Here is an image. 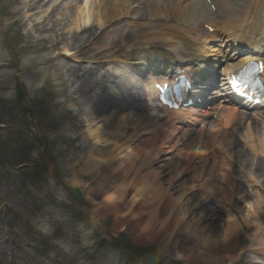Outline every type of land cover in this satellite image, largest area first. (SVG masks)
Listing matches in <instances>:
<instances>
[{
	"label": "rangeland",
	"instance_id": "obj_1",
	"mask_svg": "<svg viewBox=\"0 0 264 264\" xmlns=\"http://www.w3.org/2000/svg\"><path fill=\"white\" fill-rule=\"evenodd\" d=\"M35 1L28 0L31 6ZM95 5L96 0H43L34 8L33 16L27 13L21 18L19 2L0 0V264H142L145 257L149 264H218L215 261L221 259L216 257L213 263H208L210 256L204 250L194 254L191 248L187 258L181 259L171 253L169 247L162 248L157 229L152 232L141 229L146 217L136 213L156 205L152 202L144 206L146 198L141 197L143 193L136 183L133 184L139 177L135 169L127 172L132 187L126 189L123 199H118L111 209L102 206L104 195L99 192L101 180L106 175L95 174L87 182L91 176L83 174L88 163L86 158L93 149L113 148L110 142L106 144L103 133L106 121L90 122L85 117L89 97L84 94L82 84L88 85L96 78V72L93 75L86 67L99 64H91L94 49L90 48H95L93 44L100 39L98 34L103 33L97 30L96 20L94 26L88 24L83 30L87 24L84 15L95 11ZM48 10L58 12L54 31L48 27L52 21L47 19L44 26L40 24ZM75 12L79 17L78 31L72 21ZM137 12L138 17L147 14L140 8ZM144 19L139 18V22ZM121 26L129 31L130 26ZM116 27L111 26L109 33ZM61 33L66 35L67 42L60 41ZM81 37L88 41L80 51H75L71 45L78 44L76 40ZM98 56L108 59L102 54ZM89 93L92 95L93 91ZM125 112L130 113L126 109L120 114ZM145 137H150L148 145L151 146V136L141 138ZM180 147L167 156H171L168 161H162L160 158L166 155H161L152 166L163 175L156 204L160 215L164 214L161 218L173 210L170 216L177 218L179 223L191 224L200 217L202 210L198 207L207 201L209 188L220 186V177L226 174H221L219 166L211 165L212 150L206 139L202 145ZM250 157L257 163V158ZM236 161L232 182L249 191L248 201L264 197L262 178L253 182L245 172L253 175L255 165L252 161L242 164L244 160L239 156ZM179 165L189 169L177 178L172 172ZM121 181L108 183V191ZM216 194L212 200L208 198L213 206L218 203ZM134 196L138 200L132 203ZM179 197L180 205L175 207ZM238 206L246 212L241 198L235 200L233 209ZM180 207L184 218L173 214L174 209L178 212ZM221 216L220 223H216L215 219H209V214L194 227L205 231L212 224V229H219L226 219L225 213ZM174 224L173 219L171 227ZM178 239L180 242L185 237ZM245 244L237 252L243 250L241 257L252 261L255 239ZM144 248L149 252L140 251ZM235 254H228L223 264H238ZM191 256L193 259H188Z\"/></svg>",
	"mask_w": 264,
	"mask_h": 264
},
{
	"label": "bare ground",
	"instance_id": "obj_2",
	"mask_svg": "<svg viewBox=\"0 0 264 264\" xmlns=\"http://www.w3.org/2000/svg\"><path fill=\"white\" fill-rule=\"evenodd\" d=\"M10 1L20 3L18 12L21 13V18H24L27 13H29V17L33 16L34 13L32 12L34 11V8H36L38 4L43 3V0H36L32 7L28 0ZM155 1L156 2L148 4L145 0H96L95 11H89L84 15L87 19V24L83 30L87 29L86 27H88V24L91 26L94 25L95 20L99 24L98 28L101 26L107 28L120 16L130 15L133 12L137 15V8H141V11L144 10L147 13L145 16H151L152 22L148 25H145L144 23V26L142 24L138 29L135 27L133 28L135 30L131 29L128 33L123 34L120 37V43L118 42V38L112 39L110 41L111 44L96 42L93 44V47L95 48H92L91 46V49H94V51H92L94 53L90 58H94V54H102L105 52L106 48L107 54H105V57H109V54H111L113 59H121L125 63L130 64H135L138 61L146 62L152 60L155 65H159L163 64V62H165L164 59L166 58L172 59V55L176 53V55H180L183 58L184 62L187 58V60H190L192 63V66L197 63L201 64V68H203L205 67L203 66V62H211L214 58L217 59L222 57L220 49L218 48L219 45L213 43L215 40L214 35H210L208 32L203 31V33L200 34V40H194L195 37L193 36V33L199 32L202 29L203 25L201 24L205 23L204 25L208 26L217 25L215 18L209 15L210 12L212 14L214 13L207 0ZM136 2H140L141 4L133 6ZM183 2H185L184 5L181 4ZM220 2L228 8L227 13L231 16L230 21L233 22V24H231L232 27H235L238 22L254 21L261 23L263 26L262 30H264V0H221ZM222 9L223 7L218 6L216 8V13H220ZM45 11H47V9H45ZM57 14V10L50 11L47 16L42 17L40 24L44 26L43 24L48 19L49 21H52L51 25L48 27L54 31L56 25V20L54 18L58 20ZM78 20L79 17L76 13L72 19L76 31L80 28ZM36 25L38 27L39 22ZM65 36L66 35L62 34V36H60V41L64 43L67 42ZM159 40H164V42H166L165 45H152ZM86 41H88V39L81 37L76 40L78 44L71 45V47L75 51H80ZM68 45V43L65 44L67 47ZM126 45L132 49L128 50ZM65 50L70 52L69 48H66ZM140 70L144 71L142 67ZM82 86H85L83 87L84 94L86 93L89 97L86 104V119L90 122L99 119L105 120L107 128L103 133L106 137V144L107 142H110V146H113V148L111 147L102 150L96 148L93 149V153L91 152L86 158L88 163L83 171V174L91 176V179L87 182H90L93 177H95V174H98L99 176H107H104L101 180L102 183L99 187V192H102L104 195L102 200L103 207L107 209L114 208V204H116L115 202L118 199H123L126 189L132 187V180L128 179L127 172L128 170L135 169V174H138L139 177L133 184L136 183L140 193H143L141 197L147 199H145L146 203L144 206L147 204V206H149L152 202L156 205L136 213L138 216L144 215V217H146V219L141 218L144 219V221H142L143 225L141 226V229L144 231L151 230V232L153 229H157V236L163 249L169 247L171 253H175V255L181 259H183L182 257L187 258L186 255H188L190 248L194 251V254H199L201 253V250H204L203 252L210 256L208 263H213L212 261L217 257L221 260L215 262L223 264L225 262L223 259H225L228 254L234 255L235 253L238 264L261 263L260 260H256L252 263L248 262L241 257L242 251H237L240 247L246 245V241L248 242L250 239H255L256 249L259 250L260 255H264V197L248 201L250 195L249 191L244 190L240 186L236 187L234 182H232V178H234L233 176L222 175L220 186L209 188L207 192V201H205L202 206L198 207L202 212H199L200 217L197 218V222H192L191 224L179 223L177 218L170 216L173 210L170 211L166 217L161 218L164 214L160 215L156 204V201L158 200L156 197L162 187L160 177L163 175L162 172H157L150 162H154L153 164H155L160 154L162 143L172 139L173 132L168 129V124H170V127H173L174 124L170 120H166L162 117L159 112L152 111L148 113L147 111L149 110V107L146 106L141 99L136 100V104L125 103L124 105H120L116 104L113 100H109V97L105 93H100L97 95V98L92 97L89 93L91 90L90 88H95L97 83L87 85L85 82ZM140 86L143 88L142 85H139V87ZM114 89L115 86L113 87V90ZM115 92H117V90H115ZM129 105L135 107V116L128 117L127 115L118 114L117 110H123L122 108H124V106L129 107ZM112 108L115 110L112 111ZM143 108L146 113H144ZM136 112L137 115L135 114ZM229 112L230 113L225 117L224 121L222 120V132L217 138L219 147L227 157H229V154L236 157L240 156L244 160L242 164L251 163L253 158L250 157V153L244 151L239 140L236 138L234 139L233 134L230 132L232 130L237 133L240 130L239 128L242 127L245 132L244 136L246 137L247 148H245V150L249 149L251 154L259 158V162L257 163L252 161L255 165V174L253 173V175H251L252 173L250 174L248 171L245 172L253 182H256L261 178L264 181V138L259 131V123L249 121L243 127L241 125V120L248 119V117L239 116L235 111ZM237 119H240V121L238 122ZM255 123L258 125H255ZM145 124L150 128L139 132L138 130L142 129ZM151 132L153 133L151 141L156 143V145L153 144L150 146L148 145V139L150 137L141 138L139 134L141 133V135H145L148 133L150 134ZM157 142H160V144ZM166 159L168 158H164L163 160ZM226 165H228V163ZM186 169L188 170L189 168ZM184 170L185 168L183 169L181 165H179V167L177 166L172 173L179 178L184 173ZM110 172H113V174H110ZM153 176L154 178H151ZM120 179L122 180L121 183L116 185L111 192L108 191L109 187H107V184L118 182ZM261 186L264 189L263 183ZM169 187H171V185ZM216 188H219V190L216 191ZM215 192H217V194ZM237 193H239V196ZM215 194L217 195L218 203L213 206L214 204H212L210 199ZM137 198L134 196L132 203H135V201L138 200ZM237 198H241L247 207L245 213L244 209L240 206L233 209V205H235V200H237ZM177 199L175 207L180 202V197ZM162 209L166 210V208ZM168 212L169 211H167V213ZM175 213H178L179 216L184 218L182 207L178 209V212L174 209L173 214ZM222 213H225L226 219L221 228L212 229L211 224L209 225L210 229L206 228L205 231H200L198 226L194 227L196 224L202 223L201 220L209 214L211 217L209 219H215L217 221H215L216 223H220L222 220ZM173 219L175 220V224L171 227ZM156 232H153L152 234L156 235ZM179 236H184L185 239L179 242ZM150 247L151 246H146V248ZM188 259L193 258L191 256ZM195 262V260H192V263ZM178 264L184 263L179 262Z\"/></svg>",
	"mask_w": 264,
	"mask_h": 264
}]
</instances>
